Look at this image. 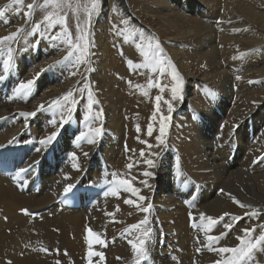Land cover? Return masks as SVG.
Returning <instances> with one entry per match:
<instances>
[{"label": "bare ground", "instance_id": "obj_1", "mask_svg": "<svg viewBox=\"0 0 264 264\" xmlns=\"http://www.w3.org/2000/svg\"><path fill=\"white\" fill-rule=\"evenodd\" d=\"M128 1L117 0L127 13L120 22L131 35L146 33L153 41L149 46L118 31L128 43L131 40V45H137L131 50L136 60L150 51L158 57V42L162 40L169 57L178 56L174 62H187L182 65L188 66L191 62H206L204 77L180 68L184 72L180 78L186 80L182 99H173L170 74L160 61L84 62L74 67L50 58L30 69L32 20L24 15L29 3L0 0L4 13L0 15V37L22 29L14 40L0 44V75L6 77L0 81V264H51V254L44 251V246L65 250L67 260L62 254L56 258L63 264H133L136 253L129 241L138 242L148 227L152 229L147 240L149 258L141 264H214L216 260H231L232 256L207 246L203 229L209 222L201 221L199 213L213 218L230 214L211 226L208 233L219 236L227 232L213 245L216 248L238 246L242 229L255 228L253 239L264 231L260 227L264 225V96L256 95L255 103L248 109L237 106L229 117L235 99H226L237 94L236 73L248 75L252 63L259 64L256 73L264 77V0H130L156 33L130 17ZM102 3L105 10H101L98 26L109 17L108 8L112 7L111 0ZM109 18L111 28H115V17ZM43 28L47 33L46 23ZM101 28L99 37L94 36L91 41L100 47L102 40H110V29ZM157 33L159 37L153 36ZM174 44L179 45L177 49ZM236 44L241 45L242 51H236ZM250 48L258 51L246 53ZM105 49L114 54L108 46ZM9 50L12 58L5 72ZM254 56L260 58L259 62H251ZM42 57L38 54L34 60ZM229 62L241 63L227 70ZM28 80H34L32 92L16 97L13 89L18 82ZM43 81L49 92L42 91ZM203 82L202 106L195 108L194 97ZM261 84L264 87V78ZM69 90L75 103L72 98L61 100L58 105L51 103ZM89 92L99 102L93 103L92 112L102 109L98 121L84 119L89 111ZM210 92L214 95L210 96ZM157 96L161 97L159 112ZM168 101L174 109L171 112ZM41 105L45 108L38 110ZM33 111H37L35 117L20 115ZM162 116L168 119L161 144L156 137L160 135ZM61 117L64 124L60 123ZM101 124L103 134L95 144L88 143V137L76 140L89 127ZM149 124L152 136L147 135ZM235 129L240 148L235 160L229 161L234 139L228 137ZM53 132L58 133L56 141L49 145L39 143ZM72 153H76V159ZM146 159L155 164L147 165ZM34 162L38 163L33 170L20 172ZM129 164L133 165L131 169ZM145 172L151 175L145 176ZM118 179L130 180L139 192L124 191L114 183ZM13 181L27 187L26 191L13 187ZM112 187L117 190L116 196L111 194ZM66 188L78 194L77 205L64 206L59 200ZM105 192L109 194L106 196ZM140 196L146 199L140 200ZM233 197L250 207H240ZM128 199L135 203H125ZM149 203V212L141 211ZM253 212L259 214L253 216ZM190 213L199 226L193 227ZM50 214L52 218L48 217ZM145 218L148 224L140 225L139 230L130 227ZM224 223L232 224V230H226ZM51 225L58 228L57 234ZM89 228L105 244H96L95 237H89ZM90 251L103 252L104 256L90 257ZM243 264H264V252L258 246Z\"/></svg>", "mask_w": 264, "mask_h": 264}, {"label": "rangeland", "instance_id": "obj_2", "mask_svg": "<svg viewBox=\"0 0 264 264\" xmlns=\"http://www.w3.org/2000/svg\"><path fill=\"white\" fill-rule=\"evenodd\" d=\"M26 1H28V3H30V2L33 3V0H22V2H26ZM104 1L108 2V0H100L99 7L93 13L92 18H91L90 28H88V31H87L88 49H87V55H86L85 62H113V63H115V62H130V61L140 62V60H141V62H145V61L146 62H158V61H160V62H162V65H163V63H165L166 66L165 65H163V66H164L165 70L168 71V73L170 74V83H169L170 91L176 83V81L172 79L173 69L179 68V69L175 70L179 74V76H180V74L184 73L181 69H188L190 71H194L200 77H204V75H205V63L206 62H204V63H202V62H191L190 66L182 65V64H185L187 62H174V60H179L177 58L178 56H176L175 59H172V57H169V55H168L169 51L162 44V40H160L158 42L159 43V51L161 53L158 55V57L153 55L152 51H150L147 54H145L144 56H142V59L136 60L133 56H131V54L135 55L133 52H131V50L134 47H136L137 45H134V46L131 45L130 44V43H132L131 40H129L130 43H128L126 40V37L123 35H120L118 31L122 30L123 32H125L129 35L130 39L137 40L139 42H145L149 46L153 45L152 39L146 33L140 34L139 36L131 35L129 33L127 26L123 25L121 23L123 16H125V14H127V13L125 11H123L121 6L117 3V0H111L112 1V5H111L112 7L108 8V11L110 12L109 17H113V16L115 17L116 22H117V26L115 28H111V25L108 22L109 17L107 19L103 20V22L98 26L97 20L99 18L101 10H105V6L101 7V5L103 4L102 2H104ZM35 2H36L37 6H34V8L32 10L33 15L30 18H27V19L32 20V25H31V29H30L31 31L37 22L42 21L43 16L46 15L48 11H56V9L54 8V6L51 3H48L46 5L44 0H35ZM129 2L131 3V5H129ZM70 3L72 5V7L64 8L63 10H61L60 14L61 15L65 14V13L67 14V25L66 26H67L68 31L71 33V39L73 41L76 40V42L83 43V41H80V39H79L81 33L77 30L76 18H77V16L80 17V24H81V27H83L84 26V20L86 18L85 9L90 7L91 0H70ZM77 5H80L79 11L76 10ZM127 5H128V8L131 10V15L129 14L130 17H132V18L135 17V19L138 22H140L142 25H144L145 28L147 27V29H148V27H151V29H152L151 32L156 33V31H155L156 29L153 26H149L151 24H149V21L147 20V18L144 16V14H142L139 10H137V7H134L132 5V2L130 0L128 1ZM131 6L133 8H131ZM135 12L139 13V15L142 18L144 17V19H146L145 22L140 16H138V15L136 16ZM126 16H128V15H126ZM112 20H113L112 18H109V21H112ZM34 21L36 23H34ZM43 24H45V23H43ZM43 24H41L40 30L36 34H32V36H31L32 37V41H31L32 46L30 48V56H31V58H30L31 60L29 62L30 69L33 70L34 67L39 62L46 61L50 58L56 59L57 61H61L64 64L69 63L71 66H74L76 64L75 59H77V57L79 56V52L78 51L75 52L71 57H69L67 60H65V57L68 56L69 51H71L72 49L70 48V46L66 42V38L63 36L62 27L60 25H57L54 28L50 27L51 30H49V29H47L49 27L46 24L47 25V28H46L47 33H46L44 28H43ZM71 27L73 29H71ZM101 27L110 29V31H108V35H110V40H108V41L102 40L101 41V47H100V46H96L95 44H91V41L94 39L93 38L94 36H96L97 38L99 37V34L102 32ZM113 30H115V32ZM94 32L97 34H95ZM58 33H60L59 38H57ZM153 36L159 37V33H157V35H153ZM246 36L247 35H240V38H244ZM257 39H260V38L257 37ZM262 39H264V38H262ZM177 40H180V39H177ZM105 46H108L109 49L114 52V54L113 55L110 54L105 49ZM174 46L177 49V47L179 45L174 44ZM144 47H145V45L142 46L140 49H143ZM155 48H157V46ZM235 48H236V51H242V47L240 44H236ZM256 51H258V49L252 50L250 48L246 51V53H255ZM38 54H43V57L40 58L39 60H34V57H36ZM113 56L115 57V59ZM143 58H144V60H143ZM147 59H148V61H147ZM259 60H260L259 57L254 56V59L251 62H259ZM187 61L190 62L189 60H187ZM240 63L241 62H229V65L227 66V70H230L229 69L230 67H233L234 69L237 68ZM112 67H113V69L115 68L114 66H112ZM169 68H171V70ZM259 69H260V67H259L258 63H252L247 70L250 72L248 75H245L241 71L236 73L237 76L241 77V79H237V87H238L237 94L235 96L230 94V96L226 98L229 101H231L232 99H235V103L233 105H231L230 112H229L227 117L230 116L231 112L237 106L240 107V109L250 108V106H252L255 103L254 97L256 95L264 96V87L261 84V81L263 80L264 77L259 76L256 73L257 71H259ZM109 75H110V73H109ZM183 81H184V84L186 85V80L183 79ZM208 81H209L208 79H205V82H208ZM63 83H66V81H64ZM203 87H204V82H203V84H201V86H199L197 94L194 97V107L195 108L202 106L201 101L203 99L202 98ZM42 91H44V92L50 91V88H47V86H45V81L42 82ZM184 94H185V92H184ZM184 94H182V97ZM216 109L217 108L215 107V110ZM198 110L200 111L201 109H198ZM240 113H242V112H240ZM188 114H190V112ZM261 116H264V110H263ZM171 118L174 119L173 116ZM229 123L232 124L231 121H229ZM252 126H253V128L255 127V121H253ZM233 131L231 132V133H233V135L229 134V137H228L229 140H231V141L234 139V142H232V145L230 146L232 149V153L229 155V159H228L229 161L235 160L236 156L238 155L239 148H240V142H239L238 134H237L238 130L235 129ZM35 132H37L36 129H35ZM37 134L40 135L42 139L44 138L43 134L42 135L40 133H37ZM185 141H190V140L185 139ZM232 146H233V148H232ZM262 163H263V161L261 162V164ZM1 169L2 168L0 165V170ZM12 185H13V187H17L20 191L21 190L26 191V189H27V187H23L20 183H18L16 181H13ZM52 215L53 214H50L49 216L48 215L47 216L52 218L53 217ZM35 217H40V216H35ZM41 220H42V218H41ZM41 222H43V221H41ZM50 228L55 234H57L59 231L56 226L51 225ZM14 229L16 230V228H14ZM7 232L10 233L9 230H7ZM44 248L47 249V251H45V249H44L45 252L51 254V257H52V263L51 264H63V262L61 260H56V258L60 259L59 257L61 254L67 260V252L65 250H63L61 247H60V249H55V250H52L51 247H46V246H44Z\"/></svg>", "mask_w": 264, "mask_h": 264}, {"label": "snow or ice", "instance_id": "obj_3", "mask_svg": "<svg viewBox=\"0 0 264 264\" xmlns=\"http://www.w3.org/2000/svg\"><path fill=\"white\" fill-rule=\"evenodd\" d=\"M13 2L14 3H21L22 0H13ZM44 2L46 5L48 3H51L54 6V8L56 9V11H48L47 14L43 16L42 21L37 22L34 25V27L32 28V33L36 34L40 30L41 24H43V23H46L48 25V27H52V28L56 27L57 25H60L63 29V36L66 38V42L68 43V45L72 49L71 51H69L68 56L65 57V60H67L75 52L78 51L79 56L76 59V64L74 65V67H76L79 64L84 63L85 59H86V55H87V49H88L87 31H88V28H90V23H91V18H92L93 13L99 7L100 0H91L90 7L85 9L86 18L84 20V26L83 27H81V24H80V17L77 16V18H76L77 30L81 33L79 39H80V41H83V43H80V42L73 43V40L71 39V33L68 31L67 26H66L67 25V14L66 13L63 15L60 14L61 10H63L64 8L72 7L70 0H44ZM34 6H37L35 0H33V3L27 4L28 11L24 13L26 18H30L33 15L32 10H33ZM79 7H80V5H77V8H76L77 11H79ZM3 14H4L3 10H0V15H3ZM123 23H127V22L123 21ZM20 31H22V29H17L16 32L11 33L9 36L0 37V44H4L6 41L14 40ZM237 31H239V29H237ZM59 36H60V33L57 34V38H59ZM11 58H12L11 52L9 50V59L4 61L5 72H8V70L10 68ZM56 63H61V61H57ZM152 71L156 72L157 69L155 67H153ZM164 71L165 70L163 68H161V73H163ZM72 74L76 75V72H73ZM5 79H6V77L4 75H0V81H3ZM172 79L176 81L175 85L171 89L172 97H173V99H182L181 93H182L183 81L180 78L179 74L175 71V69H173V72H172ZM236 79H241V77L237 76ZM33 84H34V80H28L26 82L20 81V82H18V86L15 89H13V94L16 97L28 96L32 92ZM209 95L213 96L214 93L210 92ZM69 98H72V103H75V98H74L73 92L71 90L66 92L62 97H59V98L53 100L51 103L53 105H58L61 100L68 101ZM160 100H161V97L157 96L156 97V101H157L156 112H159V101ZM88 101H89V103H88L89 111H88V113L85 114L84 119L89 120V118H91L92 120L98 121L100 119V116L102 115V109L99 111H96L95 113L92 112L93 103L98 104L99 102L93 100L91 92H89V94H88ZM167 103H168V111L169 112L173 111L174 109H173L171 101H168ZM44 108H45V105H41L38 110H43ZM67 110L69 112H71L72 108L69 107ZM20 115L23 117H35L37 115V111L21 113ZM153 116H155V113L153 114ZM167 119H168V117H163V116L161 117L160 135L156 137V139L161 144L164 143V140L162 139V137L164 135V131H165V127H166L165 121ZM65 122L66 121L64 120V118L61 117L60 123L64 124ZM52 123H56V121L53 120ZM137 131L138 132L140 131L139 126H137ZM102 134H103V126L101 124L99 126L89 127L88 132L87 133H84V132L80 133V135L78 137H76V140L79 141L85 137H88V143L95 144L97 142V139L100 138L102 136ZM147 135L148 136L153 135V129H152L151 124L148 125ZM57 136H58V133L53 132V133H51V135H49L45 139L39 141V143L41 145L52 144L54 141H56ZM71 155H72L73 159H76V153H72ZM84 155L86 156L87 153H84ZM140 155H141V157L144 156L143 150H141ZM144 162L149 166H153L155 164V161L152 159H146ZM37 163L38 162H34L33 164H30L27 169H23V168L20 169V172L21 173L30 172L31 170L34 169L35 164H37ZM132 167H133L132 164L128 165L129 169H131ZM112 175L115 176L116 174L113 173ZM144 175L150 176L151 173L145 172ZM114 183L119 185V186H122L124 191L132 192V193H138L139 192V189L135 188L133 186V184L131 183V181L128 179H118V180L114 181ZM144 183L146 185V181ZM71 187H72V185L68 186V188H71ZM68 188H66L65 191H67ZM110 191H111V194L113 196H116L118 194L115 187L110 188ZM108 194H109L108 192H105L106 196ZM139 199L145 200L146 198L143 196H140ZM233 199L235 200V202L237 204L240 205V207H250V206H246V205L242 204L239 200H236L235 197H233ZM125 203L134 204L135 201L128 199L125 201ZM118 207L119 206H117V210H118ZM137 207H140V206L137 205ZM151 208H152V205L149 203L146 207H142L141 211L147 213V212H149V210ZM21 211L25 214L32 215V213H30L28 211V209H22ZM258 214H259L258 212L252 213L253 216H257ZM189 215L193 221V227L199 226L195 223L196 218L193 216V214L190 213ZM224 216H230V214L225 213ZM224 216H221L219 218H213L211 216H206L205 213H199V218L201 221H208L209 222V225L205 226L203 229L204 233H205L206 240L208 242L207 246L210 247L211 250L214 252L231 254V256H232L231 260H226V261L216 260V261H214V264H243V261L246 260L248 256L252 255L257 250L258 246L260 248V251L264 252V231H262V233L258 237H255L253 239L251 234L256 231L255 228L242 229L241 231H242L243 235L237 237V239L240 241V244L236 247H219V248L214 247L213 245L215 243H217L221 238L226 236L227 232H221L219 234V236L210 235L208 233L211 231V226H214L215 224L219 223L220 220H223ZM231 218L235 219V220L242 219V217H231ZM147 224H148V220H147V218H145L144 220L138 222V224L131 225L130 227L133 229L139 230L140 225H147ZM223 227L226 230L231 231L233 228V225L230 223H224ZM260 227L262 230H264V225H261ZM87 231L89 233L90 238L95 237V243L96 244H100V245L105 244V241L103 239H101L99 235L94 233L91 228H89ZM151 233H152V229H151V227H148L146 230L143 231V233H142L143 238L139 239L138 242L129 241V243L132 244L133 249L136 253V259L133 262V264H141L142 261H145L149 258V249L147 247V240L151 236ZM199 250L200 249H197V251H199ZM45 251H47V249H45ZM92 255H96V256L103 258L104 253L103 252L92 253L90 251L89 256L91 257ZM173 259H175V257H173ZM9 264H11V262H9Z\"/></svg>", "mask_w": 264, "mask_h": 264}]
</instances>
